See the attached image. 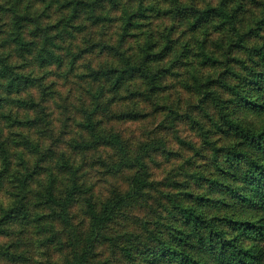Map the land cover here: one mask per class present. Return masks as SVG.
<instances>
[{
	"label": "clouds",
	"instance_id": "obj_1",
	"mask_svg": "<svg viewBox=\"0 0 264 264\" xmlns=\"http://www.w3.org/2000/svg\"><path fill=\"white\" fill-rule=\"evenodd\" d=\"M0 264H264V0H0Z\"/></svg>",
	"mask_w": 264,
	"mask_h": 264
}]
</instances>
